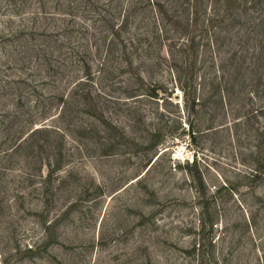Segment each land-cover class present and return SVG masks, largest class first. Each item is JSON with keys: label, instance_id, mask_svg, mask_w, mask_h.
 <instances>
[{"label": "rangeland", "instance_id": "obj_1", "mask_svg": "<svg viewBox=\"0 0 264 264\" xmlns=\"http://www.w3.org/2000/svg\"><path fill=\"white\" fill-rule=\"evenodd\" d=\"M41 1L0 0V264H264V0Z\"/></svg>", "mask_w": 264, "mask_h": 264}, {"label": "trees", "instance_id": "obj_2", "mask_svg": "<svg viewBox=\"0 0 264 264\" xmlns=\"http://www.w3.org/2000/svg\"><path fill=\"white\" fill-rule=\"evenodd\" d=\"M8 1L10 2V7L14 9L12 10L15 13L14 16H20V14L18 13L24 10L27 15H30L29 17L30 20H33V21L35 20V18H37L36 16L56 15L54 11L44 10L46 2H42L41 0H8ZM36 7L38 8V10L32 11ZM258 34L260 35V32H258Z\"/></svg>", "mask_w": 264, "mask_h": 264}, {"label": "built area", "instance_id": "obj_3", "mask_svg": "<svg viewBox=\"0 0 264 264\" xmlns=\"http://www.w3.org/2000/svg\"><path fill=\"white\" fill-rule=\"evenodd\" d=\"M186 146L180 145L175 148V150L172 152V158L174 159H184L186 155Z\"/></svg>", "mask_w": 264, "mask_h": 264}]
</instances>
